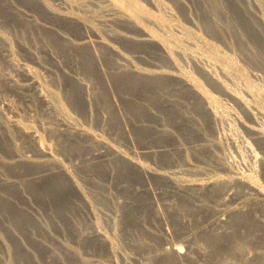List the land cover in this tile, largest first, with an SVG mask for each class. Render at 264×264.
Wrapping results in <instances>:
<instances>
[{
  "label": "rangeland",
  "instance_id": "obj_1",
  "mask_svg": "<svg viewBox=\"0 0 264 264\" xmlns=\"http://www.w3.org/2000/svg\"><path fill=\"white\" fill-rule=\"evenodd\" d=\"M65 1L0 0V264H264V0Z\"/></svg>",
  "mask_w": 264,
  "mask_h": 264
},
{
  "label": "bare ground",
  "instance_id": "obj_2",
  "mask_svg": "<svg viewBox=\"0 0 264 264\" xmlns=\"http://www.w3.org/2000/svg\"><path fill=\"white\" fill-rule=\"evenodd\" d=\"M67 1V0H66ZM65 1V2H66ZM68 1H75V0H68ZM109 2H111V4L113 5V9L115 10L114 12H115V14L118 16V14H120V16L121 17H124V18H128V19H132V18H136V16H133L134 15V13L135 12H133L134 10L136 11V13H137V15H138V13L141 15V13H143L142 12V10L136 5L135 7L134 6H132V7H134V10L131 12V13H133L132 15L130 14V10L128 11L129 13H126L127 12V10L125 9V8H122V7H125V3H124V5L121 3V5L122 6H120V1L121 2H128L127 0H117L116 2L117 3H115L114 2V0H108ZM77 2V1H76ZM75 2V3H76ZM131 2V1H130ZM69 3V2H68ZM74 3V4H75ZM118 3H119V5H118ZM132 3V2H131ZM129 4V3H128ZM133 5H134V2L132 3ZM110 5V4H109ZM112 5H111V7H112ZM130 6H131V4H129ZM110 7V8H111ZM124 9H125V11L126 12H124ZM132 9V8H131ZM51 10V9H50ZM58 11V10H57ZM55 12V11H54ZM59 12V11H58ZM113 12V13H114ZM57 13V12H56ZM64 14V13H63ZM114 14V15H115ZM65 15V14H64ZM136 15V14H135ZM140 15H138V16H140ZM119 16V17H120ZM138 19V18H137ZM80 20V19H79ZM135 20V19H134ZM83 21H85V20H83ZM136 22H137V20H136ZM159 22V21H158ZM161 22V21H160ZM163 22V21H162ZM85 23V22H84ZM87 23V22H86ZM164 23V22H163ZM163 23H161V24H163ZM160 24V23H159ZM86 26V25H85ZM160 26V25H159ZM90 27V26H89ZM87 28V27H86ZM165 28V27H164ZM161 29H163V27L161 26ZM87 30H88V28H87ZM168 30V29H167ZM154 34V33H153ZM167 35H168V33H166ZM171 35V34H170ZM155 36V35H154ZM154 36L152 35V34H150V32L149 33H146V34H144V35H142V37H141V39L142 40H154L155 38H154ZM166 36V35H165ZM169 36V35H168ZM172 36V35H171ZM132 37V36H131ZM134 38V37H133ZM140 38V37H139ZM157 38V37H156ZM167 38V37H166ZM172 38V37H171ZM174 38V37H173ZM172 38V39H173ZM100 39V38H99ZM102 39V38H101ZM161 40V39H160ZM174 40H177L176 39V37L174 38ZM102 41V40H101ZM164 41V40H163ZM179 42V41H178ZM177 42V43H178ZM177 43H175V44H177ZM170 44V43H169ZM172 45H168V44H166V43H163V49H164V51H165V53H166V55H168L167 53H170V48L169 47H171ZM173 48V47H172ZM171 48V49H172ZM180 49H182V48H180ZM173 50V49H172ZM178 50V49H177ZM181 51V50H180ZM173 52V51H172ZM170 54H173V53H170ZM204 54V53H203ZM186 55V54H185ZM168 56H170V55H168ZM200 58V57H199ZM202 59V58H201ZM208 59V58H207ZM174 63H175V61H174ZM176 65H178V64H176ZM214 65V64H213ZM212 65V66H213ZM215 66V65H214ZM23 69V71L30 77V82L28 83V84H26V85H36L37 84V82H36V77H34L36 74H35V72H34V74H33V72H32V70H31V68H28V67H23L22 68ZM180 69V68H179ZM214 69V68H213ZM136 70V69H135ZM158 70V69H157ZM162 70V69H161ZM155 71V70H154ZM154 71L152 70V73H154ZM148 71H146V73H147ZM160 72H162V71H160ZM178 72V71H177ZM143 73H144V70H143ZM150 74H151V72H149ZM158 73H159V71H158ZM172 73H173V71H172ZM210 73V72H209ZM211 73H212V71H211ZM160 74H163V72L162 73H160ZM165 74V73H164ZM180 75H182V72H181V74ZM214 75V74H213ZM212 75V76H213ZM37 76V75H36ZM11 79V78H10ZM14 80V79H13ZM191 81H195L194 79L192 80V79H190ZM39 82V81H38ZM15 83V82H14ZM191 83V82H190ZM17 84V83H16ZM193 84H194V86L196 87V89L197 88H199V86L197 85V83H194L193 82ZM39 85V84H38ZM37 85V86H38ZM225 86V85H224ZM226 87V86H225ZM229 87V86H228ZM227 87V88H228ZM37 88V87H36ZM227 88H225L226 89V91H227V93L230 95V96H232V97H234L235 99H237V100H239V101H241L244 105H247V102H245L246 100L245 99H243L241 96V98L242 99H240V97H238L237 95H236V93H233V92H231L229 89H227ZM231 88V87H230ZM38 89V88H37ZM201 90V89H200ZM37 91H39V93H40V95L42 96V92H41V90L40 89H38ZM44 91V90H43ZM200 93H202V92H200ZM204 93V92H203ZM46 94V93H45ZM240 95V94H239ZM45 95H44V93H43V97H44ZM46 97V96H45ZM52 97V96H51ZM207 98H206V103H207V107L211 110V112L214 114V117L216 118L219 114L217 113V110H215V108H216V106H214V104H216V103H214L215 102V100H213V98H211V96H206ZM49 98V97H48ZM48 98H46V99H48ZM55 98H57V97H55ZM54 98V99H55ZM45 99V100H46ZM58 99V98H57ZM57 99H55V100H57ZM245 100V101H244ZM48 101V100H47ZM51 101V100H50ZM60 101V100H59ZM49 102V101H48ZM50 103V102H49ZM57 103H58V101H57ZM249 103V102H248ZM48 104V103H47ZM59 104V103H58ZM55 105V104H54ZM218 106V105H217ZM58 107H60V105H58ZM247 107V106H246ZM248 109L250 108V107H247ZM223 109V108H222ZM59 110V109H58ZM209 110V111H210ZM224 110V109H223ZM221 111V110H220ZM61 111H59V113H60ZM62 112H63V109H62ZM66 112V111H65ZM211 113V114H212ZM66 114V113H65ZM212 114V115H213ZM61 116H62V114H61ZM66 116V115H65ZM65 116H64V118H65ZM228 116V115H227ZM59 118V117H58ZM62 118V117H61ZM64 118H62L61 120H60V122H61V125H66V126H68V127H71V126H73V125H71L70 126V124H68L65 120H66V118L64 119ZM68 120V119H67ZM216 120H217V118H216ZM58 121V120H57ZM68 121H71V120H68ZM228 121V120H227ZM21 123V122H20ZM72 123V122H71ZM74 123V122H73ZM72 123V124H73ZM15 124V123H14ZM16 124H19V123H16ZM22 124V123H21ZM19 126V125H18ZM21 126V125H20ZM23 127V126H22ZM25 128V127H24ZM78 128V127H77ZM77 128H75L76 129V131H78L79 133H81V134H86V135H91L90 133H88L87 131H84V130H81V128L80 129H77ZM26 129V128H25ZM24 129V130H25ZM74 129V128H73ZM22 130V129H21ZM27 130V129H26ZM25 130V131H26ZM254 130H256L257 132H258V134L259 135H264V130H262L261 128H254ZM30 136H31V138L35 141V144L36 145H38L37 146V148L39 147V151L44 155V156H48L49 155V153L51 152V150H50V148L49 147H44L43 145V143L41 142V137L40 138H38V134H35V133H33V132H29V131H26ZM95 135V134H94ZM94 135H92L93 137L92 138H94ZM97 139H99V138H94V140H96L97 141ZM98 143L100 144V146H101V148H105V147H109V145L105 142V141H102V140H98ZM46 145V144H45ZM111 146V145H110ZM113 149V148H112ZM111 149V150H112ZM112 151H114L113 153L116 155V156H122V157H124V156H126L125 154H123L121 151H119V150H116V148L115 149H113ZM53 153V152H52ZM95 153V152H94ZM112 153V154H113ZM52 155V154H51ZM252 155L255 157V158H257V156H256V154H255V151H253L252 150ZM105 156V155H104ZM22 157V156H21ZM50 157V156H49ZM94 157H102V152L99 150V151H97L95 154H94ZM114 157V156H113ZM253 157V158H254ZM48 158V157H47ZM105 158V157H104ZM46 159V158H45ZM39 160V159H38ZM48 160H50V159H48ZM107 160H108V158H107ZM134 160L132 159V162H133ZM59 162V161H58ZM65 167V166H64ZM147 167V166H146ZM144 168V167H143ZM65 169H66V167H65ZM145 169V168H144ZM176 170L175 171H172V172H170V173H168V174H170V175H168L169 176V178L170 179H172L171 181H173L172 183H175V185L176 186H178V189H180L179 188V186H180V184H183V181L182 182H180V184H179V177H178V174H179V170H177V168H175ZM179 169V168H178ZM147 172H150L149 170H148V168H146L145 169ZM68 171V170H67ZM69 173V172H68ZM166 174V173H165ZM241 175V174H240ZM235 176H236V174H235ZM235 176H233V177H235ZM242 176H244V175H242ZM219 177V176H218ZM238 177H239V175H238ZM245 178H246V176H244ZM211 178V177H210ZM220 179L222 178V177H219ZM230 178H231V176H230ZM241 178V177H240ZM212 179V180H211ZM210 180L211 181H214V179H217V178H214L213 179V177L211 178ZM238 179V178H237ZM194 180V179H193ZM198 180V179H197ZM196 180V181H197ZM209 180V179H208ZM227 180V179H226ZM232 180V179H231ZM243 180H245V179H243ZM248 180V179H247ZM249 181H251V180H249ZM184 182H186V181H184ZM191 182H193V181H191ZM216 182H217V180H216ZM190 182H188L187 181V185L189 184ZM200 183V182H199ZM203 183V182H202ZM252 183V185H253V188H254V190L253 191H255V193H257L260 197H262V199L261 200H264V192L261 190V188L260 187H258V185H256V183L254 184L253 182H251ZM184 184H186V183H184ZM190 184H193V183H190ZM204 184H207V181H206V183L204 182L202 185H204ZM224 184V183H223ZM195 185V184H194ZM175 189H177L176 187H174ZM187 189H189V188H192V187H186ZM198 188H201V187H198ZM203 188V187H202ZM201 188V189H202ZM182 189H184V188H182ZM189 190H191V189H189ZM195 190V189H194ZM196 190H197V188H196ZM178 191V190H177ZM186 191V190H185ZM191 191H193V190H191ZM190 191V192H191ZM197 191H199V190H197ZM203 191V190H202ZM187 192V191H186ZM196 192V191H195ZM256 194V195H257ZM194 195V194H193ZM199 197V196H198ZM255 200V199H254ZM231 210V209H230ZM93 211V210H92ZM227 211H229V210H223V211H220V213H218L219 214V216L217 217V219H215L216 220V223H220V222H222V217L223 216H226V214H228L229 212H227ZM94 212V211H93ZM94 216V215H93ZM229 216V215H228ZM215 222V221H214ZM97 226V225H96ZM94 230V229H93ZM98 230H100V229H98ZM96 231H97V229H96ZM97 232H99V231H97ZM97 234H99L100 235V233H97ZM112 248H113V246H112ZM114 249V248H113ZM113 249H112V251H113ZM178 252H181V249L179 248V247H176L175 248ZM115 252V251H114ZM114 255V254H113ZM112 256V255H111ZM115 256V255H114ZM148 264V263H147Z\"/></svg>",
  "mask_w": 264,
  "mask_h": 264
}]
</instances>
